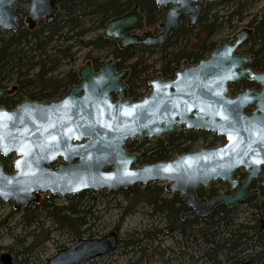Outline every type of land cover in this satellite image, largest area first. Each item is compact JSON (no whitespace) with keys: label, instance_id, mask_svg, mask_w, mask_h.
<instances>
[{"label":"water","instance_id":"95a60500","mask_svg":"<svg viewBox=\"0 0 264 264\" xmlns=\"http://www.w3.org/2000/svg\"><path fill=\"white\" fill-rule=\"evenodd\" d=\"M61 1L29 0L24 17L27 26L34 28L41 20L51 23ZM153 1L158 7H167L158 26L160 32L145 30L138 34L145 25L135 4L105 23L103 37L116 40L119 48L162 45L183 18L188 26L197 24L203 2L226 0ZM17 5L18 0H0V30L16 29ZM248 35L249 30L241 28L230 37H223L208 59L194 66L182 61L173 79L164 80L157 74L148 83L149 94L138 101L122 99L125 85L120 81L127 70L116 71V61L108 59L97 71L90 61L81 65L77 70L79 83L58 101L45 104L25 100L12 111L0 107V153L16 151L19 155L13 161L12 173L5 172L0 163V200L10 202L17 210L40 202L43 193L67 197L84 191H117L165 182V191L181 196L189 209L181 220H206L218 205L233 207L249 197L251 192L246 189L257 177L260 165H264V112L246 117L240 108L224 106L227 82L247 71L237 72V67L248 59L233 53ZM230 39L233 43L229 45ZM7 93L0 89V98ZM111 93H116L115 101L111 100ZM190 114L193 118H189ZM175 124H184L185 130L225 134L228 142L222 147H197L172 160L133 167L163 144L160 136ZM134 138L157 141L144 147L140 155L128 154L124 145ZM32 142L33 153L29 148ZM58 156L64 160L49 165ZM241 167L248 174L238 186L239 181L233 176ZM215 180L228 183L233 194L209 200L197 198L196 190L207 188ZM259 219L264 230V210ZM118 239L115 230L96 238L79 237L57 250L45 264H81L115 251ZM12 262L9 253L0 254L1 264Z\"/></svg>","mask_w":264,"mask_h":264},{"label":"trees","instance_id":"16d2710c","mask_svg":"<svg viewBox=\"0 0 264 264\" xmlns=\"http://www.w3.org/2000/svg\"><path fill=\"white\" fill-rule=\"evenodd\" d=\"M248 1L254 0H227L221 4H206L195 26H187L183 19L162 45L119 48L113 40L106 39L102 34L89 40L84 39V36L89 27L103 29L107 21L128 11L135 4L144 16L145 28L156 30L166 8L158 7L153 0H62L51 23L39 21L34 28H29L23 21L25 6L29 0H19L16 29L0 30V88H15L14 96L17 100L24 97L52 99L60 95L68 85L77 83L78 78L74 70L59 79H53L50 73L63 61L73 60L76 49L83 47L94 51L107 49L115 60H120L118 67L130 70L127 79L131 86L126 95L137 99L140 96L137 91L140 85H135L137 81L145 82L157 73L163 77H171L182 61L195 63L206 56L215 46L214 37L220 29H237V23L248 17L244 14ZM228 3L234 4V7L220 15L218 7ZM86 22L91 23L90 26L86 27ZM247 26L254 27L252 39L257 44L258 53L264 54V18L252 15ZM155 50L160 54L159 67L156 69L146 64L143 58L144 55H152ZM87 56L90 58V54ZM99 58V55L90 58L95 70L102 65ZM195 137L190 140L187 134L181 133L176 137V144L171 143V148L153 154L152 158L162 161L170 159V155L186 152L191 146L185 143L188 140L193 142ZM215 142L216 139L213 138L209 142L210 146ZM219 189V186L214 185L206 190L200 188L197 195L199 198L209 199ZM119 192L128 204L125 212L142 201L149 209L148 216L155 221L161 220V224L150 226L126 240L119 238L116 249L124 250L127 246H132L143 254L146 245L163 235H172L173 232L180 235L177 243H182L191 227L203 224L200 228H195L193 233L197 238L203 239V256L206 255L211 264H240L245 258H250L252 264H264L263 233H257L259 229L253 222L250 225L234 223L229 216L232 208L226 205H218L206 220H181V215L189 210L184 199L178 194L164 197V186L157 182L144 186L133 185ZM107 193L84 191L68 196L62 205L56 204V196H45L39 203L23 208L22 227L27 229L32 225L36 226L33 232L20 238L21 249L15 252V255L20 256L19 264H45L46 259L39 258V248L42 242L50 239L53 231L59 235H67L70 242L83 235L93 238L92 220L95 217L92 208L96 199ZM257 197L264 198V192ZM245 207L261 209L264 204H249ZM133 209L132 207L130 211ZM41 216L43 220H40ZM254 216L255 212H251V221L255 220ZM46 220L49 225L44 227ZM13 247H7V253L11 256Z\"/></svg>","mask_w":264,"mask_h":264},{"label":"rangeland","instance_id":"374dc122","mask_svg":"<svg viewBox=\"0 0 264 264\" xmlns=\"http://www.w3.org/2000/svg\"><path fill=\"white\" fill-rule=\"evenodd\" d=\"M28 4L25 6L27 10ZM234 7V4L228 3L222 7H218L219 14H223L226 11H230ZM244 14H246L245 19L238 22L236 28L247 26L248 19L255 15L257 17L264 18V0H254L245 5ZM24 19V16H23ZM163 19V18H162ZM161 19V20H162ZM160 20V21H161ZM24 21V20H23ZM91 23L86 22L85 26H90ZM86 32L84 39H94L98 34H102L103 29H95V27H89ZM237 28V29H238ZM238 29V30H240ZM145 30H150L154 34L160 32V28L157 27L156 30L153 28L147 29L144 28L142 31L138 32L141 34ZM235 31L230 28L220 29L217 34H215V41L223 37H230ZM117 43L116 40H113ZM90 54V58L96 55H99V61L101 63L105 62L108 59L115 61L114 57L109 54L107 49L94 51L89 48H78L73 57V60L63 61L54 71L50 73V76L53 79H59L69 71H77L78 68L83 65L86 61H90V58L87 56ZM146 61V64L158 68L159 67V58L160 54L158 50H155L152 55H144L143 57ZM120 62V61H119ZM128 66V63L125 62ZM125 65V64H124ZM152 71L149 73V75ZM143 77V76H142ZM156 76H152L150 79H154ZM150 79H147L150 80ZM124 81V78L122 79ZM121 80V81H122ZM146 82V81H145ZM145 82L137 81L135 85H140L137 90L139 95H147L150 90L146 86ZM217 145V143L215 144ZM197 147H204L200 143L196 145ZM195 147V146H194ZM193 147V148H194ZM177 154L170 155V159L176 157ZM142 161L137 162L133 167L140 166ZM160 186H165V182L158 183ZM220 187V186H219ZM226 187L222 186L219 189V193H223ZM117 191H104L107 195L98 197L95 201V204L92 208L94 219L92 220L94 231L93 238L100 237L112 229L117 230L120 239H128L132 236H136L140 232L146 230L150 226L160 225L161 220H153L148 216V207L140 201L136 205L131 206L128 211H124L127 207V201L123 197V194ZM172 193L165 191L164 197L171 196ZM67 197H56V204L62 205L65 204ZM132 207L134 208L133 211ZM127 210V209H126ZM130 211V212H129ZM251 212L248 211L243 205H235L229 212V216L233 219V222L236 224L250 225L253 221L249 218ZM22 209H14L10 202H5L0 200V254L2 252H8L7 247L13 245V264H19V255H15L19 249H21L20 238L25 236L27 233L33 232L36 225L25 229L22 227ZM43 216L40 217V220H43ZM45 226L49 225V221H45ZM203 225V224H201ZM201 225L191 227L187 231V238L182 239V243H177L180 235L176 232H173L172 235H163L158 239L151 242V244L146 245L143 254L139 252L138 248L127 246L124 250L118 248L115 251L97 257L95 259L83 262L81 264H211L208 257L203 256L205 250V245L203 239L197 238L193 231L195 228H200ZM36 232V231H35ZM189 232V233H188ZM84 238H87L83 235ZM29 241V239H28ZM70 240L67 235L58 234V232L53 231L50 235L48 241L42 242L41 247L39 248V258L47 259L53 256L57 250L61 249L59 247H67L70 245ZM18 249V250H17ZM248 250V249H247ZM245 252H248V251Z\"/></svg>","mask_w":264,"mask_h":264},{"label":"flooded vegetation","instance_id":"af4514ba","mask_svg":"<svg viewBox=\"0 0 264 264\" xmlns=\"http://www.w3.org/2000/svg\"><path fill=\"white\" fill-rule=\"evenodd\" d=\"M227 1V0H226ZM221 2V3H225ZM219 3V4H221ZM204 4V8L206 6V4H212L210 2H203ZM216 4V3H215ZM203 8V10H204ZM241 28H246L247 30H249V35L247 37V39L245 41H243L238 47L237 49L234 51L233 55H236L240 58H247L248 61L242 65H240L239 67H237V72L239 71H244L247 70L243 76L233 80V81H228L226 84V92H225V102H224V106L226 104H230L233 108H235L237 110V108H240L241 112L243 113L244 116L249 117L251 116L254 112H257V114H260L264 111V54L263 53H258L257 50V44L254 43L255 41L252 39L254 33H255V29L253 26H243ZM240 29V28H238ZM236 29V30H238ZM222 39V38H221ZM219 39L215 46L213 47V49L218 46L220 40ZM233 40H229L228 44H232ZM212 49V50H213ZM212 50L206 55L204 56L202 59L198 60L195 63H187L189 65H196L199 61L201 60H206L210 57V54L212 52ZM116 61V66H115V70L116 71H120V70H127V75L124 77V81H120L121 84L125 85V89L122 91V99H128L129 101H138L141 100L145 94H143L142 96H139L137 99H133L128 97L126 94L131 86L130 82H128V76L130 75V70L128 68H119V61L120 60H115ZM181 64V63H180ZM180 64L177 67V69L174 71L173 75L171 77H163L160 73L162 79L164 80H170L173 79L175 77V73L180 70ZM68 73V72H67ZM65 73V75L67 74ZM155 74V76L157 75ZM64 75V76H65ZM77 75V72H76ZM78 78V76H77ZM152 79L146 81V86L148 87V89L150 90V86H149V81H151ZM79 83V78H78V82L68 85L65 89H63V92L60 93V95H57L56 97L52 98V99H48V100H38V99H29L24 97L23 99L17 100V98H15V92L16 89L15 88H0L2 90H6L8 93L0 98V107H3L5 110L7 111H12L15 110L16 107L23 101L28 100L30 102L32 101H37L39 103H45L48 104L50 102L53 101H58L60 99H62L63 97H65V95L67 94L69 88L73 85H77ZM111 100L115 101L116 100V93H111ZM263 105L261 108L260 106ZM189 118H193V115L190 114ZM224 120H226V118H224ZM231 124V126L233 127V122H229ZM184 124L182 125H174V128L169 131V132H165L160 136V139L162 140L163 144L156 148L155 150H152L150 152H148L145 156L141 157L137 162H141L142 164H148V163H153V162H157L159 160L152 158L153 154H158V153H162L163 151L165 152L166 149H168L169 147L171 148L172 144H176L178 141L176 140L177 135L182 134H187L190 138V140L193 139V137H195L194 141H190L188 140L185 145H189L191 146V148H193L194 146L197 147L196 145H198L199 143L206 147V148H216V147H222L225 146L228 142V139L226 137L225 134H217L216 132H209L203 129H189V130H185L184 129ZM215 138L216 142L210 146V141ZM157 139L156 138H144L142 140H138L137 138L134 139H128L127 142L124 145V148L126 150V152L128 154H137L140 155L143 148L156 142ZM82 141H72L73 144H79ZM172 143V144H171ZM217 143V145H215ZM194 147V148H195ZM29 148H30V152L33 153L34 151V146H33V142L32 144H29ZM19 157V155L16 154V151L11 152L8 155H3L2 153H0V163L2 164L5 172L7 173H12L14 171L13 168V161L15 159H17ZM63 157L58 156L57 160L49 165H55L58 162L63 161ZM76 160V159H75ZM136 162V163H137ZM248 172L246 171L245 168L241 167L238 168L235 173H234V178L237 179L239 181L238 186L241 184V182H243V180L246 178ZM212 185L214 186H224L226 187V189L224 190L223 193H219L217 192V194L210 196V198L219 196V195H231L233 193V191L230 189V185L228 183H226L225 181H221V180H216L214 182H211L210 185L207 188L204 187H199L196 190V195H197V191L200 188L203 189H210L212 187ZM247 192H251V195L247 198L242 199L237 205H251V204H256V205H263L264 204V198H258L257 196H259L261 194V192H264V165H260V171L257 175L256 178L252 179L251 182L249 183L247 189ZM48 196L47 194H42L41 195V200L43 199V197ZM198 197V195H197ZM199 198V197H198ZM207 199L206 197H202ZM209 198V199H210ZM40 200V201H41ZM264 208L258 209V208H248L249 212H255V220L253 221V223H255V225L257 226V228L259 229V232H257L258 234L263 233L262 236V242L264 243V230L261 228V224H260V219H259V213L260 211H262ZM188 212V211H187ZM243 262H249V264H252V260L250 258H245L240 264H242Z\"/></svg>","mask_w":264,"mask_h":264}]
</instances>
